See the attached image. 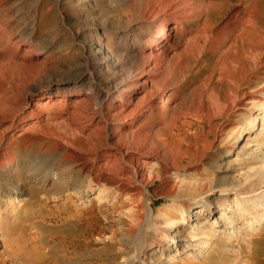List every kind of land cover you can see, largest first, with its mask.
I'll return each mask as SVG.
<instances>
[{
  "label": "rangeland",
  "instance_id": "1",
  "mask_svg": "<svg viewBox=\"0 0 264 264\" xmlns=\"http://www.w3.org/2000/svg\"><path fill=\"white\" fill-rule=\"evenodd\" d=\"M199 1L195 0L196 3ZM237 1L216 0L220 9L225 10L224 17L229 15ZM252 1H245V11L249 10ZM258 2L254 15L261 44L256 49L260 51L263 62L258 66L264 68V0ZM9 3L28 6L26 19L30 21L29 26L38 21V35L31 46L41 54L32 57L36 62L46 60V63L43 67L32 69L34 73L42 74L44 86L52 82L57 84L58 89L55 94L53 92L49 105L40 107V123H33L34 119H30L22 122V127H11L5 134L10 137L15 160L4 173L0 168V264L7 259L5 254L15 251L11 247L19 245L24 250L30 243H38L44 249L51 246L46 253L59 250L57 257L62 255L61 263L69 260V264H131L127 260H135L139 251L146 257L157 256L152 264H264V201L263 206L252 202L264 189V114L257 115L262 95L257 88L263 84L264 76L252 82V88L242 87L252 92L255 90L257 94L242 97V100L231 98L233 105L226 97V84H217L218 75L221 72L227 74V68H220L216 62L217 53H221L219 58L222 61L227 62L225 58L233 54H236L233 56L236 60L243 55L246 42L242 39L236 41L232 33L222 35L223 48L213 53L210 33H207L199 38L201 54L193 50L181 61L168 55L166 71L171 75L174 88L167 90L166 94L173 92L171 102L165 109L163 121L161 119L152 127L148 136L145 137L144 132L140 136L144 137L141 142L147 141L150 146L158 147V160H164L161 163L168 172L159 168L158 161L152 160L157 165L153 167L151 164L146 169L148 175H153L148 181V188L140 189L138 193L120 194L118 187L108 181L95 183L92 180L100 172L97 167L90 176L69 172L64 180L59 181L58 172L63 168L69 169L73 162L80 160L81 152L92 150L93 153L96 150L97 156L101 157L104 140L100 129L102 125L95 116L88 127L75 135L77 141L74 147L63 146L61 136L64 135L61 133L64 131L68 135L69 129L65 124L58 127L61 120L58 101L62 98L64 101L61 103L66 105L67 110L88 118L87 109L92 108V113L96 111L95 106L100 102L97 93L101 91L116 90L114 94L123 102L130 103H137L144 96V74L133 65L130 53L131 48L146 34V30L140 27L139 12L130 14L122 0H10ZM223 20H215L212 29ZM194 27L192 23L183 29L192 30ZM182 37L185 36L179 33L178 40L173 41L177 43ZM16 40L22 38L16 37ZM169 41L172 42L171 39ZM231 46L237 48L227 51L224 57L222 51ZM165 50L170 54L173 49L167 46L162 49ZM20 71L27 73L30 69ZM2 78L0 92L4 87ZM12 92L19 91L13 89ZM33 99L37 104L45 100H39L38 96ZM240 101L251 102L248 107H242ZM150 106L142 108L139 114L145 113V116L139 118L134 126L116 130L117 136L123 135L129 142L130 131L140 128L152 113L154 107ZM255 116L262 122H257L252 129L251 118ZM31 123L35 128L28 127L25 132L19 130V127L24 128ZM9 124L5 120L0 125L1 130ZM116 126L111 130L117 129ZM243 133L245 137L241 140L239 136ZM249 144L254 146L245 147ZM67 148L70 153L66 152ZM232 148L234 151L218 168L217 159L223 158ZM28 155L44 164L55 161V172L44 182L27 180ZM105 160L96 164L103 166ZM10 187H13L11 192ZM224 190L233 193L226 205L229 211L225 212L224 221L214 225L217 215L212 212L218 210L221 201L211 203L210 209L204 205L206 202L204 207L198 206L197 209L194 206L200 200L206 201L204 196L212 191L219 194ZM65 206H70L78 216H62V219L59 212ZM147 206L152 208L151 216H148ZM188 217L186 225L178 226L174 237L169 239L171 231L164 232L161 227L165 221L172 222L171 229H175L177 222L186 221ZM67 227L74 232L63 233L65 237L61 240L58 231ZM130 230L136 233H130ZM203 235L208 238L197 240L199 243L191 241ZM146 239L163 246L158 249H152V243L143 248L137 246V242ZM208 239L211 244L202 248ZM66 246H70L68 251L61 252ZM162 251L165 254L158 258ZM17 253L22 254L21 251ZM5 264L17 263L7 259Z\"/></svg>",
  "mask_w": 264,
  "mask_h": 264
},
{
  "label": "bare ground",
  "instance_id": "2",
  "mask_svg": "<svg viewBox=\"0 0 264 264\" xmlns=\"http://www.w3.org/2000/svg\"><path fill=\"white\" fill-rule=\"evenodd\" d=\"M4 1L5 0L0 1V77H3L1 80L4 86L2 92H0V125L4 123L5 120L9 121L10 124L2 130L0 128V168L3 169V173L4 171H6V167L9 166V164L13 163L15 160L14 153L12 152L11 149L12 147H10L11 146L10 137L5 136V134L10 130L11 127H14L16 129L18 126H21L20 124L22 122L30 119L32 120L34 119L33 123L34 122L40 123V119L42 116L40 107L48 106L49 103L51 102V98L53 97V92L58 89L57 84L52 82H49L46 86H44L42 80L43 77L42 74L34 73L32 69L33 67L36 66L43 67L46 63V60L36 62V60L33 59L32 57L41 54V51L34 49L31 46V44L36 40L38 35V29L40 27L37 24L38 21L35 24H31V26H29L28 24L30 23V21L26 19V13H27L26 8L28 6L24 7L18 4L9 3L10 0L9 1L6 0V2ZM245 1L246 0H238L237 2H235L236 4L232 6L233 10L229 13V15L224 17L226 15L224 13L225 10L220 9V5L218 2H216V0H200L199 3H196L195 0H124V1L122 0V4H124L126 8L131 11L130 14L132 15L135 14V11L139 12L140 14L139 18L140 21L142 22L140 27L146 30V34L142 37L140 41H138V44L135 47H132L130 50L133 65L137 67L138 72H142V74H144V80L142 83L143 86L146 88L144 96L142 94L143 97L137 103H130L128 101L123 102L118 95L114 94L116 90L114 92H110L107 90L101 91L97 93L98 95L97 97L100 100V102L95 106L96 111L92 113L91 112L93 110L92 108L87 109V112L89 113L88 118L87 116H83V114H78V113L76 114L72 110H67L66 105L61 103L64 101L61 98L58 101L60 102V107L58 108L60 113L59 118L61 117L58 127L60 128L62 124H65V126H68L69 129L68 135H66L67 132L66 134H64L65 133L64 131H62L63 133L59 132L62 135H64L61 136L62 139L60 138L61 141H63V146L74 147L77 141L75 135L78 133V131L84 130L85 127H88L90 122L93 121L96 116L98 121L102 125L100 129L103 132L102 137L104 143L101 146L102 148L101 151H104V153L100 157L97 156L96 150L93 151V153H91L92 150L87 152H81L82 155H79L80 160H76L75 162H73L72 166H70L69 169L63 168L62 171L58 172L59 181L64 180L69 172L71 173L76 172L75 174L82 173L85 176H90V174L94 171L95 167H97V169L100 172L96 174L94 172L95 175L92 177V180L95 183H99L101 180L108 181L111 185L115 186L116 188L118 187V191L120 194L129 193V192L138 193L140 189L148 188L149 185L148 181L151 180L153 177L152 173L149 175L148 173H146V169L148 167H151L152 166L151 164H153V167H155L156 163L154 164L152 160L158 161L160 166L159 168L164 169L166 172H168L166 166L162 165L161 163L164 160L163 161L161 159L158 160L159 155L157 157L156 154V152L158 151V147L150 146L147 143V141L141 142L142 137L140 138V136H142L141 134L143 132L145 133V137L151 133V128L154 127L156 124L160 123L161 119L163 118L165 109L168 107V104H170L171 102L173 92L169 93L168 95L166 94L167 90H169L170 88H174L170 79L171 75L169 76V73H167L166 71V64L168 63L167 62L168 55L170 56L171 59L181 61L183 60L184 55L192 52L193 50H196L197 54H201L202 46L199 41V38L207 33H210L209 36L212 41L211 51L213 53H216L220 49V47L223 48L221 45L222 35H229L232 33L236 41L242 39L246 42V44L243 45L244 46L243 48L245 49L243 55L238 57V59L236 58V60L233 57L236 54H233V56L230 55L228 58H225L227 62L222 61L223 59L219 58V54L221 55V53L219 54L217 53L216 62L219 63L220 68L223 69L227 68V70L225 69L227 71V74L225 75L220 71L221 74H219L217 77V81H218L217 84L219 85L226 84L228 90L226 97L230 98L231 105L234 104V101L231 98L235 99L239 97L242 100V97L253 96L257 94V92H260L262 95L260 99L261 101L259 100L260 103H258L257 105L258 106L257 110L259 111L257 115H261L262 113L264 114V81L263 84L259 88H257V92H255V90H253L254 92H252L242 88L244 85L246 86L245 88L247 89L250 87L252 88L251 85L253 84L252 82L258 80V78L261 75L264 76V68L258 66L259 64L262 65L263 63L261 61L262 60L261 53L258 49H256L258 44H261L260 41L261 39L260 37H258L259 32L257 29V24L255 25L256 21L254 15V8L256 4L259 2L258 0H253L252 3L250 4L249 10L245 11L244 10ZM230 7L231 6H228V8ZM132 8L134 9L133 11ZM226 10L228 9L226 8ZM218 18L220 19L224 18V20L218 26L212 29L211 27L212 23ZM192 23H194L195 25V27L192 30L183 29L186 25ZM179 33L183 34V36L185 37L180 38L179 42L176 43L174 41L178 40ZM16 37L22 38V40H16ZM170 39L172 40L173 43L169 41ZM262 41L264 42L263 38ZM167 46L168 47L170 46V48L173 49L170 54L167 53L166 50L162 51V49L163 48L165 49ZM227 48H228L227 50L222 51L223 56L227 54V51L235 50L234 48H237V46H231ZM29 55H31V57ZM23 68H28L30 69V71L27 73H21L20 70ZM251 73H253V75H251ZM136 86L137 85H135V88ZM13 89H17L19 92L13 93L12 92ZM61 95L63 96V94ZM34 96H38L39 100L41 101L42 99L45 100L37 104V102L35 101L36 99L35 100L33 99ZM240 102H241L240 105L242 107H248L251 101H247V102L240 101ZM158 104H160V106H158ZM252 104L254 103L252 102ZM149 105L154 107L152 113L148 115L147 119L144 120L140 128L138 127L137 130L135 129L133 131H130L131 140L127 142L126 141L127 138L123 135L121 137H118L116 130L121 129L123 127L131 128L132 126H134V124L137 122L139 118L145 116V113L139 114V112H142L141 111L142 108L145 109ZM90 114H92L93 116L89 117ZM251 121L253 123L252 129H255L254 126L256 125L257 122L258 124H260L259 122L261 121V119L258 116H255L251 118ZM33 125L34 124L31 123L24 128H21L22 127L21 126L19 127L20 128L19 130H21V132L23 131L25 132L28 130L27 129L28 127H31ZM114 125H117L116 126L117 129L111 130V127H113ZM33 128L35 127L33 126ZM95 129L100 130L98 128ZM244 135H245L244 133L240 134L239 139L242 140V138L245 137ZM50 145L51 144H49V146ZM237 145L238 144H236V146ZM253 146L254 144H249L247 146L245 145V147L248 148L249 147L251 148ZM233 151L234 148L229 149L227 150V154L223 158L221 159L216 158L219 163L218 164L216 162L218 164L217 166L218 168H221V165H223L224 160L227 159V157H229ZM66 152H69L68 148L66 149ZM72 152L74 153V151ZM89 154H90L89 157L85 156ZM103 159H106L103 166L102 165L99 166L98 164H96L100 161L102 162ZM29 160H31V162ZM42 160L45 161L44 159ZM27 161H28V166L25 164L27 166V175H28L27 180H32L34 182L35 181L44 182L48 179V177L52 173L55 172L54 170L55 161H51L50 163L44 164L42 161L37 162L35 159H31L29 155ZM257 185L259 186V184ZM12 189L13 187L12 188L10 187V192L12 191ZM231 194L233 193L230 192L228 193L225 191L224 193L219 192V194H217L215 193V191H212L211 193L204 196L205 198H207L206 201L200 200L199 204L196 202L194 208H197L198 206L204 207V205L205 206L207 205L206 206L207 209H210L211 203L215 201L216 202L221 201L218 210L212 212L213 214L217 215V218L213 220V224L219 225L222 221H224L223 219L225 212L229 211V208L226 205L229 204L230 202L228 200L229 199L228 197ZM166 196L170 197L171 195L167 194ZM220 196L224 197V199L222 200ZM262 200L264 201V189L262 190V194L258 196L256 195L252 202H254L255 205L258 204L259 206H263L264 203L262 202ZM204 202L206 203L204 204ZM62 204L64 205V203ZM147 208H148L147 210L148 216H151L152 208L150 206H147ZM59 213L62 219L63 217L66 218L75 215V212L72 210L70 206L62 207ZM76 216L78 215H75V217ZM26 218L28 217L26 216ZM189 219L190 217L186 218V221L182 220L177 222L175 225V229H171L170 225L173 224L172 222L170 224L169 222L165 221V225L161 226L162 230L167 233L171 231V233H169V239H170L171 236L174 237L175 235L174 231L177 229V227L185 226ZM58 232H59L58 233L59 237L63 238L65 237L62 235L63 233L68 232L70 234L74 231L73 229H69V227H67L65 229L63 228ZM130 233H136V232L130 230ZM206 237L208 238V236L203 235L202 237L200 236L197 239L196 238L191 239V241L194 242L197 240L200 241L201 238H206ZM134 238L136 239L135 236ZM171 242L174 243L175 241H171ZM151 243L153 244V246H151L153 247L152 249L157 247L161 248L163 246L159 242L158 243L153 242L148 239L143 240L142 242L141 241L137 242V246L143 248ZM210 244L211 243L208 239L206 240V243H204L202 248H206ZM50 247L51 246H49V248L46 249H50ZM69 247L70 246H66L65 249H62L61 252L64 253L68 251ZM11 249L15 251L14 252L8 251L9 253L5 254L7 256L5 257L17 264H69V260L67 263L65 262L61 263L63 262L62 255L60 254L61 256L59 255L57 257L59 250L56 252V249L54 250L52 248L53 250H51V253L50 251L46 253L45 252L46 249H44V247L38 243H30L25 247L24 250H22V248H20L19 245L11 247ZM17 251L18 252L21 251L22 254L17 253ZM160 254L161 255L158 256V258L159 257L162 258V255H164L165 253L164 251H162ZM134 258L135 260H127V261L131 264H139V263L152 264L153 259H156L157 256H155V258L146 257L144 255H141L139 251L136 252ZM7 259L4 260L7 261ZM4 260L2 261V264H5L6 261L4 262Z\"/></svg>",
  "mask_w": 264,
  "mask_h": 264
}]
</instances>
